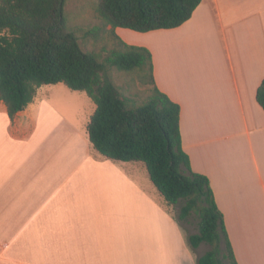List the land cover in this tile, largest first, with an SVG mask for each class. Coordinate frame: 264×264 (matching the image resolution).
I'll return each mask as SVG.
<instances>
[{"label":"crops","instance_id":"obj_1","mask_svg":"<svg viewBox=\"0 0 264 264\" xmlns=\"http://www.w3.org/2000/svg\"><path fill=\"white\" fill-rule=\"evenodd\" d=\"M114 33L149 49L155 86L179 105L182 149L209 180L237 264H264V0H201L177 27ZM53 90L80 100L85 120ZM94 108L61 82L38 87L13 117L0 100V264H175L176 248L142 231L145 219L169 220L177 233L164 198L142 162L93 148Z\"/></svg>","mask_w":264,"mask_h":264},{"label":"trees","instance_id":"obj_2","mask_svg":"<svg viewBox=\"0 0 264 264\" xmlns=\"http://www.w3.org/2000/svg\"><path fill=\"white\" fill-rule=\"evenodd\" d=\"M200 1L97 0L99 24L85 34L112 39L110 48H102L103 57L85 51L68 28L65 0H0V100L13 117L41 85L61 82L84 91L95 104L86 125L93 148L111 160L142 162L164 200L180 203L179 219L197 216V232L187 241L192 248L210 246L197 264H237L209 180L191 169L182 149L179 105L155 86L149 49L114 33L116 27L138 32L177 27ZM112 68L143 71L151 85L147 101L130 105L112 82ZM255 99L264 111V78Z\"/></svg>","mask_w":264,"mask_h":264},{"label":"rangeland","instance_id":"obj_3","mask_svg":"<svg viewBox=\"0 0 264 264\" xmlns=\"http://www.w3.org/2000/svg\"><path fill=\"white\" fill-rule=\"evenodd\" d=\"M96 2L97 0H65L64 15L68 28L75 33L82 48L85 51H94L100 53L104 57L106 53L102 51V48H110L113 43L112 39L108 36H102L96 40L85 34L88 29L99 24V20L95 13ZM143 73V71H139L137 69L132 71H119L115 68H112L109 71L112 82L116 85L119 92L128 99L130 105H138L147 101L151 85L147 80H145ZM51 98L53 102L63 110V112L69 115L70 118H75L74 108H78L81 111V118L79 117V119L85 120V115L87 114L88 110L86 109L85 105H82L80 100L74 102L70 94L67 92H59L58 90L52 91ZM69 108H73V110L70 111ZM146 178L150 183L148 175ZM179 207L180 203L172 205L168 204L165 200L162 204L164 213L177 226V233H175L174 227L172 228L170 226L169 220L164 222L165 229H159L158 225H155L153 221H151L149 224L145 219L143 222L142 231L144 233H150L152 231L156 233L160 232V237H163L160 241L168 242L170 245L169 247L173 246L177 250L176 254L178 255L175 256V264H197L199 255H202L204 252L209 250L210 246L208 244L201 243L197 248H192L189 245L187 236L188 234L197 232L198 218L193 213L184 220L179 219ZM160 221L163 222L162 220ZM164 231L167 232V235L164 234ZM171 232L175 233V238L172 240ZM168 235H170V237ZM185 248L190 251L192 260L189 258L186 252H183ZM179 254H186V259H181ZM196 256H198L197 259Z\"/></svg>","mask_w":264,"mask_h":264}]
</instances>
